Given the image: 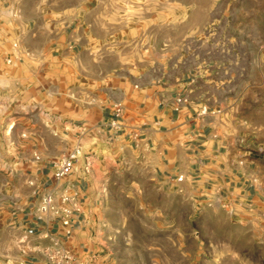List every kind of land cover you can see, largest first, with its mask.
<instances>
[{
    "label": "rangeland",
    "instance_id": "1",
    "mask_svg": "<svg viewBox=\"0 0 264 264\" xmlns=\"http://www.w3.org/2000/svg\"><path fill=\"white\" fill-rule=\"evenodd\" d=\"M181 84L221 93L231 147L194 179L153 183L133 162L135 127L172 93L186 102ZM116 106L138 151L122 133L85 132ZM78 145L90 163L60 184L81 185L82 203L95 192L78 251L99 264H264V0H0V264L21 256L8 209L40 207L41 176L61 201L54 164Z\"/></svg>",
    "mask_w": 264,
    "mask_h": 264
},
{
    "label": "crops",
    "instance_id": "2",
    "mask_svg": "<svg viewBox=\"0 0 264 264\" xmlns=\"http://www.w3.org/2000/svg\"><path fill=\"white\" fill-rule=\"evenodd\" d=\"M186 86V84H181L180 88L177 89L179 97L184 95L188 99L186 102L179 104L175 94L172 93L162 102V107L158 106L156 108V112L151 115V122L149 121L147 127H135V131L139 133L138 140L143 142L145 151L139 153L133 162L137 165L147 163L143 167V171L150 173V175L146 173L147 178L153 183L157 182L158 184L160 179H174L178 173H184L194 179L195 177H191V173L198 168L204 171L207 160L211 164L216 161L221 165L220 159L224 157L226 152L228 154L231 147L226 131L228 129L227 117L229 114L223 113V106L227 104H222L225 100L220 95L221 93L215 91L209 85L200 88ZM204 106L209 107L210 110L213 109L214 112L207 116L203 115L201 111ZM216 107L218 110H216ZM112 112L113 110L111 113L105 114L102 126H105L110 120ZM95 130H100V128L93 127V129L85 130V132ZM130 130L132 131V129ZM121 133L125 136L127 150L131 151L136 148L138 151L140 149L138 140L134 139L132 133H129V127L125 123ZM110 134L111 139L116 137L112 135L113 132H110ZM225 148L227 150L223 153ZM87 153H84L85 156ZM90 158H87L89 162ZM121 162L125 165L128 164L125 157L120 158ZM183 162L188 163L187 169L182 168ZM177 169H179V172L176 171ZM87 174L89 176V173ZM38 179L41 182L36 190L39 200L42 199L43 195L49 193L55 197L56 194L45 189L48 180L43 179L42 176ZM55 183L57 182L55 181ZM57 184L59 186L58 193L64 190L60 198L69 195L75 199L72 204L61 205V201H57V198H55L57 206L68 208L71 211L69 227L63 225L65 215L55 216L50 214L41 216L38 213L39 205L34 208L28 205L24 207L14 205L8 209L11 218L7 228L14 233V236L18 235V237H14L12 242L14 248L19 247L21 255L20 261L15 262V264H51L45 255L44 249L52 247L56 241H59L62 247L71 251L77 257L84 258L89 254L85 252L87 246L83 243H79V251L75 244L78 243L79 233L86 234L88 231L92 233V229H90L92 226L89 223H92V218H96V215H92L96 206L95 192L91 193V198L85 200L87 202L82 203L86 195L82 192L81 185L73 182L68 186L60 185L61 183ZM70 192H73V194H70ZM87 195L90 197V193ZM81 196H83L82 199ZM85 208L89 209L85 210ZM86 213L91 214V216L88 217ZM68 231L70 234H68ZM12 257L14 256L9 253L5 259L10 260Z\"/></svg>",
    "mask_w": 264,
    "mask_h": 264
},
{
    "label": "built area",
    "instance_id": "3",
    "mask_svg": "<svg viewBox=\"0 0 264 264\" xmlns=\"http://www.w3.org/2000/svg\"><path fill=\"white\" fill-rule=\"evenodd\" d=\"M8 63L10 64L12 63V61H8ZM123 114V107H114L112 117L106 123V125L100 127V129H104L106 131L110 130V132H113L114 135L121 133L124 129ZM82 157H85L87 163H90L87 159L88 157L85 156V154L83 155V149L81 147H78L74 150V152L56 162L54 164L53 171L54 180L57 183H61L68 177L72 176L77 169L80 158ZM88 170L89 169L87 167L86 171ZM74 201L75 199L70 197L69 195H64L61 198L62 204H72L74 203ZM38 213L41 216L50 214L55 216L65 215L63 225L69 227L71 223V211L68 208H61L57 206L55 197L50 193L43 195L41 205L38 208ZM68 234H70L69 231ZM44 252L51 264H99V256L97 254H88L84 258L77 257L71 251L62 247L59 241H56L52 247L44 249Z\"/></svg>",
    "mask_w": 264,
    "mask_h": 264
},
{
    "label": "bare ground",
    "instance_id": "4",
    "mask_svg": "<svg viewBox=\"0 0 264 264\" xmlns=\"http://www.w3.org/2000/svg\"><path fill=\"white\" fill-rule=\"evenodd\" d=\"M12 129V128H11Z\"/></svg>",
    "mask_w": 264,
    "mask_h": 264
}]
</instances>
